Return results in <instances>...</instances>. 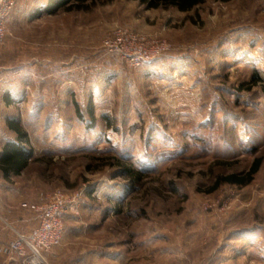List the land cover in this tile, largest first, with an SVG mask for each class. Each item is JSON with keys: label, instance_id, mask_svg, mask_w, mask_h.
Instances as JSON below:
<instances>
[{"label": "rangeland", "instance_id": "1", "mask_svg": "<svg viewBox=\"0 0 264 264\" xmlns=\"http://www.w3.org/2000/svg\"><path fill=\"white\" fill-rule=\"evenodd\" d=\"M47 2L19 0L0 44V77L22 79L15 112L0 108V150L9 118L33 152L0 174V219L1 205L74 196L41 264H264V0ZM118 29L161 52L138 68L106 55ZM257 158L248 184L219 182Z\"/></svg>", "mask_w": 264, "mask_h": 264}, {"label": "built area", "instance_id": "2", "mask_svg": "<svg viewBox=\"0 0 264 264\" xmlns=\"http://www.w3.org/2000/svg\"><path fill=\"white\" fill-rule=\"evenodd\" d=\"M19 0H0V44L6 35V23ZM163 46L150 51L142 37L127 29L108 34L102 48L106 55L117 56L131 67L138 68L159 55ZM46 205H30L36 226L30 231L17 232L8 242L0 243V255L18 264H41L42 253L57 245L63 234V217L70 200L65 194L56 193Z\"/></svg>", "mask_w": 264, "mask_h": 264}, {"label": "trees", "instance_id": "3", "mask_svg": "<svg viewBox=\"0 0 264 264\" xmlns=\"http://www.w3.org/2000/svg\"><path fill=\"white\" fill-rule=\"evenodd\" d=\"M85 0H48L44 12L48 14L55 13L59 8H64L67 11L83 9L81 4ZM148 8H157L162 4L172 5L180 11H187L194 6L205 2L206 0H140ZM229 1V0H223ZM39 15V13H37ZM75 113L79 120H82V115L78 109L76 103H74ZM88 115L92 116V109L88 106ZM6 125L10 131L15 134L14 140H8L4 143L0 150V172L4 179H8L11 176H18L21 172L27 168L28 163L32 157V150L28 147L29 140L25 131L22 130L19 124V119H6ZM261 160L254 159L251 167L242 176L232 174L219 181L220 183L234 184L243 186L248 184L253 176L257 173ZM124 175L131 178H138L140 173L131 169L130 167L122 168ZM218 182V183H219ZM219 183V184H220ZM215 188V187H214Z\"/></svg>", "mask_w": 264, "mask_h": 264}, {"label": "crops", "instance_id": "4", "mask_svg": "<svg viewBox=\"0 0 264 264\" xmlns=\"http://www.w3.org/2000/svg\"><path fill=\"white\" fill-rule=\"evenodd\" d=\"M21 81L22 79L20 80L19 76L15 77V75H12V77H9L8 79L6 78L3 79V77L2 78L0 77V85L2 84L4 85V87L6 86V88H8L6 90L4 88L5 91L3 92L4 95H2V101L0 100L1 109L2 108L4 109L6 106L8 110H10L14 108L13 106L16 107L19 106V101H20L19 93H20ZM6 91L7 94L5 93ZM14 112L15 110L13 109L11 113ZM4 143L5 142L3 141L2 146L4 145ZM1 209L5 213V214L3 213L5 217L3 220L0 219V243L11 241L15 237V234L17 232L29 230V226H25V221L31 219V215L33 212H31L28 208L21 209L20 207L13 206L8 208L5 207L4 209V205L3 206L1 205ZM0 264H18V263L14 261H10L6 257L0 255Z\"/></svg>", "mask_w": 264, "mask_h": 264}]
</instances>
